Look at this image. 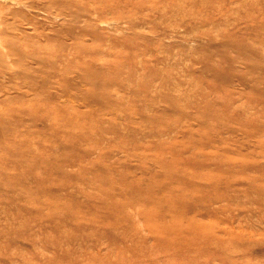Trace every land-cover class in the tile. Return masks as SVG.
<instances>
[{"label":"rangeland","instance_id":"1","mask_svg":"<svg viewBox=\"0 0 264 264\" xmlns=\"http://www.w3.org/2000/svg\"><path fill=\"white\" fill-rule=\"evenodd\" d=\"M0 264H264V0H0Z\"/></svg>","mask_w":264,"mask_h":264}]
</instances>
